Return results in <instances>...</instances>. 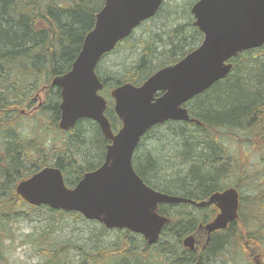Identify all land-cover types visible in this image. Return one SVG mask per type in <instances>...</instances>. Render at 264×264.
I'll list each match as a JSON object with an SVG mask.
<instances>
[{
  "label": "trees",
  "instance_id": "trees-1",
  "mask_svg": "<svg viewBox=\"0 0 264 264\" xmlns=\"http://www.w3.org/2000/svg\"><path fill=\"white\" fill-rule=\"evenodd\" d=\"M102 6L103 0H0V264H11L10 245L17 239L14 227L25 222L36 226V231L24 237L23 242L31 246L39 264H220L223 260L217 259L227 252L232 253L228 257L240 256L247 264H253L257 256L263 258L264 225L257 214L245 221L243 215L247 205L264 212V46L239 54L232 60L234 69L227 78L187 104L196 122H169L153 129L172 127L167 137L176 141L182 174L173 166L165 170L161 158L143 153L141 146L134 157L137 174L147 185L165 194L202 202L217 192L238 190L240 219L219 236H212L206 250L203 244L207 240L197 246L198 252L186 249L183 240L191 234L200 236L198 227L215 217V207L160 206L159 213L171 222L160 241L149 246L140 235L126 230L109 231L79 213L33 207L18 197L17 186L46 167L60 169L67 185L73 188L105 160L107 142L96 123L83 120L68 133L59 129L60 91L51 85L54 78L71 70ZM188 27L202 42L199 30L193 24ZM170 32L165 33L167 42L164 38L159 42L169 48H152V42L143 41L142 58L114 84L98 71L107 94L127 82L139 86L195 50L189 45L184 51L180 46L177 49L175 43L186 38L183 26ZM132 37L112 54L124 44L127 46ZM161 57L167 58L155 65ZM35 93L46 99L34 111L36 118L49 113L54 137L63 138L57 150L42 141L49 130L43 126L44 121H39L33 139L29 133L34 130L25 134L18 126L24 118L22 111L36 108ZM47 103L49 107H45ZM107 116L116 132L120 121L112 105ZM88 131L95 134L93 140L87 136ZM88 142L99 151L98 166L82 162ZM235 144L239 149L253 148L254 157L258 158L256 165L241 162L238 150L230 149ZM169 175L173 177L166 180ZM251 180L255 181L251 183L254 186L247 193L244 182ZM78 224L90 228V233H79ZM113 233L115 238L107 241L106 236ZM199 253L202 260H198ZM223 263L237 264L238 260Z\"/></svg>",
  "mask_w": 264,
  "mask_h": 264
},
{
  "label": "water",
  "instance_id": "water-1",
  "mask_svg": "<svg viewBox=\"0 0 264 264\" xmlns=\"http://www.w3.org/2000/svg\"><path fill=\"white\" fill-rule=\"evenodd\" d=\"M94 28L86 35L71 70L53 79L60 90L59 129L70 132L82 120L98 124L110 144L104 163L87 172L75 188L66 185L63 172L46 167L16 188L18 197L33 207L79 213L109 231H129L149 246L160 241L170 224L160 206H214L215 219L200 226L208 235L228 229L239 220L240 194L229 188L196 202L162 193L137 174L133 161L142 139L167 122H196L185 105L227 78L239 54L264 46V0H200L192 8L194 27L203 42L173 66L163 68L141 86L130 82L111 92L114 112L122 123L118 133L106 115L108 101L101 95L104 83L97 74L102 59L129 38L142 23L154 18L164 0H104ZM197 240L190 235L183 246L196 252Z\"/></svg>",
  "mask_w": 264,
  "mask_h": 264
},
{
  "label": "rangeland",
  "instance_id": "rangeland-1",
  "mask_svg": "<svg viewBox=\"0 0 264 264\" xmlns=\"http://www.w3.org/2000/svg\"><path fill=\"white\" fill-rule=\"evenodd\" d=\"M199 0H165V5L163 7L162 12L159 16H157L156 19L149 21L148 23L144 24L142 27H140L135 33L133 34L132 40L127 46L124 44L125 47H120V50L117 51L114 54H111L107 58L101 62V65L99 66V74L103 75L105 78L110 79V84H114L115 80L119 78H123L126 72L132 67L137 64V62L142 58L144 53V45L141 43L143 41H150L152 42V48L156 47V45H161L159 49H165L168 47V45H162L160 44V38L166 39L165 33L168 32L171 33L174 28L178 26H183V33L186 36V38H182L176 42L175 44L177 46V49L179 46L183 49L186 45H189L190 47L199 48L201 45L200 36L196 34L191 28H189V24H193V21L191 20V8L192 6L198 2ZM193 18V16H192ZM169 48V47H168ZM184 51V49H183ZM164 52V51H161ZM167 56V55H166ZM178 56V54H177ZM168 57V56H167ZM167 57H161L159 60L154 62V64H158L162 61H165ZM36 97V93L34 94ZM43 95V94H42ZM103 95L105 99L108 100V102L112 101V99L109 97V94L104 90ZM45 96H41V100H37L36 103V109L38 108L39 104L42 102H45ZM50 103L45 104V107H49ZM111 107V106H110ZM192 107V105H191ZM25 115L23 116L21 122H19L18 126H21L23 133H28L31 130H34L31 134L29 133L31 139L34 138V136L37 133V130L39 129V121H44V125H47L49 130L46 132L47 136H44L42 141L47 144V146L50 149L55 148L56 150L59 148L60 141L63 139L62 137L56 138L54 137L53 128H52V120L49 113H47L45 116H40L36 118V113L34 111L25 110ZM87 123H85L83 126L85 127ZM84 127L81 130H84ZM169 128L172 127H164V128H158L153 130L147 138L143 141L140 150L144 153H150L154 155L157 158H161L162 166L165 168L170 167H176L178 172L182 174L183 167L181 166L180 161L177 159V144L176 141L171 138L167 137V133ZM30 130V131H29ZM87 136H91V140H93V137L95 134L92 131L87 132ZM166 134V136H165ZM71 140V138H70ZM91 142V141H90ZM90 142H88L85 151L83 150V156L85 157L83 159V164L85 165H94L98 166L100 163L99 159V151L95 147V145L91 146ZM96 142V141H95ZM55 144V145H54ZM95 144V143H94ZM54 145V147H53ZM246 149H239L237 145L230 146L231 151L235 152V149L238 150V157H240L241 162H243L246 166H248L249 163H252V165H256L258 158L254 157L256 155V152L253 151V148H249L248 146H245ZM252 150V153L249 152V150ZM236 150V152H237ZM248 154V155H247ZM77 156V155H76ZM82 156V157H83ZM264 167V162H263ZM173 175L166 176V180L172 178ZM255 181H246L244 184H246V191L247 193H251L249 190L250 188H253L251 186V183ZM68 186V185H67ZM70 187V186H68ZM72 188V187H70ZM248 208H245L244 213V221L249 220V216L255 217V214L259 215V221L264 225V212L262 210H259V208L253 206H248ZM243 223V222H242ZM90 229V228H89ZM87 227L84 226V224H78L76 225V230L82 234V232H85V234H89L90 231ZM36 231V226L32 225L31 223L25 222L21 224H17L14 227V232L17 233V239L13 242V244L10 245V263L11 264H39V260L34 255V253L31 250V246L28 244L26 245L23 242V238L31 235ZM115 233L107 235V241H110L115 238ZM262 238L264 239V234L262 235ZM264 250V248H263ZM231 255V252H227L226 256H223L219 263L220 264H228L223 263L227 260H238L237 264H247L246 260H241L240 256H229ZM258 255V254H257ZM253 264H255L256 260H252ZM255 261V262H254ZM261 261L264 263V257L261 259ZM231 262V261H230ZM232 264V263H229Z\"/></svg>",
  "mask_w": 264,
  "mask_h": 264
},
{
  "label": "flooded vegetation",
  "instance_id": "flooded-vegetation-1",
  "mask_svg": "<svg viewBox=\"0 0 264 264\" xmlns=\"http://www.w3.org/2000/svg\"><path fill=\"white\" fill-rule=\"evenodd\" d=\"M104 5H105V1L103 0V6H102V8H101V10L104 8ZM164 7V6H163ZM163 7H162V9H163ZM161 9V10H162ZM100 10V11H101ZM161 10L159 11V13H158V15L160 14V12H161ZM157 15V16H158ZM156 16V17H157ZM149 22V21H148ZM148 22H145V23H143L142 25H144V24H146V23H148ZM39 96V95H38ZM37 100H41V97L39 96V97H36L35 98V101H37ZM42 103V102H41ZM41 103L39 104V105H41ZM120 121V120H119ZM76 128V127H75ZM122 128V123H121V121H120V127L117 129V131L116 132H118L120 129ZM106 141V140H105ZM107 142V141H106ZM110 144V142H107V145H106V148H107V146ZM141 146V145H140ZM230 227V226H229ZM198 231L199 232H201L200 233V236H197V245H200L201 244V242L203 241V242H205L207 239H208V236H207V234L205 233V232H202L203 230H199V227H198ZM222 231H219V232H216V233H214V234H212L211 235V237L213 236V237H215V236H219L220 234H222L221 233ZM205 240V241H204ZM211 240V239H210ZM210 241H207V243H204L203 244V249H205L206 248V246H207V244L209 243ZM206 250V249H205ZM197 252H198V250H197ZM197 255H199L198 256V260H202V255H201V253H199V254H197ZM222 259V257H219L217 260H221ZM253 260H256V263L255 264H264L262 261H261V258H259L258 256L257 257H255V258H253ZM255 262V261H254Z\"/></svg>",
  "mask_w": 264,
  "mask_h": 264
},
{
  "label": "bare ground",
  "instance_id": "bare-ground-1",
  "mask_svg": "<svg viewBox=\"0 0 264 264\" xmlns=\"http://www.w3.org/2000/svg\"><path fill=\"white\" fill-rule=\"evenodd\" d=\"M219 232V231H218Z\"/></svg>",
  "mask_w": 264,
  "mask_h": 264
}]
</instances>
